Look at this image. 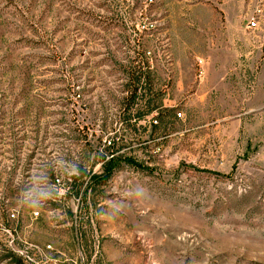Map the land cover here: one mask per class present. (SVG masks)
<instances>
[{
  "label": "rangeland",
  "instance_id": "1",
  "mask_svg": "<svg viewBox=\"0 0 264 264\" xmlns=\"http://www.w3.org/2000/svg\"><path fill=\"white\" fill-rule=\"evenodd\" d=\"M24 248L264 264V0H0V264Z\"/></svg>",
  "mask_w": 264,
  "mask_h": 264
},
{
  "label": "built area",
  "instance_id": "2",
  "mask_svg": "<svg viewBox=\"0 0 264 264\" xmlns=\"http://www.w3.org/2000/svg\"><path fill=\"white\" fill-rule=\"evenodd\" d=\"M256 26V21L252 20L249 22V27H254ZM198 63L201 64L203 63L202 60H198ZM203 74V70L200 69L199 71V75L201 76ZM36 214L38 215L39 212H36ZM48 250L53 249L51 245H48L47 248ZM43 252H40V256L41 258L36 260L34 257H36L34 255V253L28 249V248H24L18 251V253L20 254V256L22 257V259L24 260L25 263L27 264H66V262H72L74 263V261L72 260H68V259H57V258H49L47 257V255L45 254V251L42 250ZM47 251V250H46ZM38 258V256H37Z\"/></svg>",
  "mask_w": 264,
  "mask_h": 264
}]
</instances>
